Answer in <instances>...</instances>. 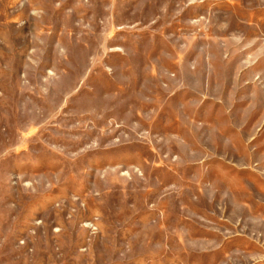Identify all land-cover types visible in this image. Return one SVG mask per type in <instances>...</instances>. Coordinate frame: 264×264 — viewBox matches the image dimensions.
I'll use <instances>...</instances> for the list:
<instances>
[{"label":"rangeland","instance_id":"374dc122","mask_svg":"<svg viewBox=\"0 0 264 264\" xmlns=\"http://www.w3.org/2000/svg\"><path fill=\"white\" fill-rule=\"evenodd\" d=\"M0 264H264V0H0Z\"/></svg>","mask_w":264,"mask_h":264}]
</instances>
